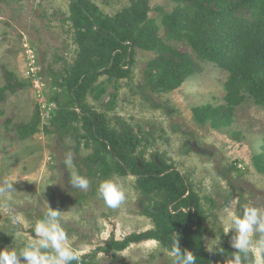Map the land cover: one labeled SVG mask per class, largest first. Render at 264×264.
Returning a JSON list of instances; mask_svg holds the SVG:
<instances>
[{"label":"rangeland","instance_id":"374dc122","mask_svg":"<svg viewBox=\"0 0 264 264\" xmlns=\"http://www.w3.org/2000/svg\"><path fill=\"white\" fill-rule=\"evenodd\" d=\"M248 2L0 0V180H17L16 191L0 193V250L34 238L47 201L68 217V243L82 264H171L170 247L156 239L104 249L155 228V194L144 195L129 171L101 175L118 158L88 140L87 106L123 138L126 159L156 158L181 172L199 199L204 247L221 238L225 251L208 252L225 262L235 249L222 210L233 200L238 214L241 204L264 209V173L255 165L264 151V103L242 63L253 33ZM222 23L224 48L190 42L196 31L216 36ZM111 26L130 38L119 39ZM174 51L189 57L192 73H175ZM68 151L77 154L72 170L90 180L87 191L68 183ZM104 179L124 187L127 199L117 209L96 195ZM12 216L20 223L13 226Z\"/></svg>","mask_w":264,"mask_h":264},{"label":"trees","instance_id":"16d2710c","mask_svg":"<svg viewBox=\"0 0 264 264\" xmlns=\"http://www.w3.org/2000/svg\"><path fill=\"white\" fill-rule=\"evenodd\" d=\"M248 1L253 14L250 21V30L253 33L248 36L249 41L242 55V63L246 68V83L251 89L262 94L259 100L264 103V0ZM201 20L204 21V19ZM134 21L135 19L131 20V22ZM209 24H212L210 18ZM89 25L92 24L89 22ZM110 29L112 33L118 35L119 39L123 38V33H125L124 38H130L126 36L127 32L121 34L115 26H111ZM226 29L222 23V29L218 30L216 36L214 34L206 36L196 31L189 40L195 48L216 51L227 46L229 42ZM174 55L180 60L175 64V67H172L178 76L183 77L193 72L192 62L187 55L176 51H174ZM111 71L115 74L114 68ZM177 71H181V73ZM123 75L124 73H120V76ZM81 110L86 117L85 128L88 140L101 144L106 149L110 148L112 156L118 158L115 169L109 165L101 175L108 177L113 170L123 174L129 171L138 176V186L143 190L144 195L155 194L153 195L155 197L154 205L150 213L155 228L141 233H131L122 240L112 241L104 249L107 251L124 250L134 242L149 239L159 240L170 247L173 236L177 233L181 250L193 251L197 258L196 264H224L223 260L210 254L204 247L201 220L197 212L199 199L181 172L167 164L166 161L156 158L151 161H143L141 164L136 160L126 159L127 156L121 151L123 138L109 129L97 113H89L87 106H82ZM255 165L259 171L264 173V151L256 157ZM170 207L171 212L169 211ZM82 262L84 263L83 260Z\"/></svg>","mask_w":264,"mask_h":264},{"label":"clouds","instance_id":"9594fccd","mask_svg":"<svg viewBox=\"0 0 264 264\" xmlns=\"http://www.w3.org/2000/svg\"><path fill=\"white\" fill-rule=\"evenodd\" d=\"M76 155L72 151L64 155L63 163L70 172L68 183L74 189L87 191L90 187L89 178L72 170ZM16 181L10 177L0 180V193L16 191L13 187ZM96 195L112 209L119 208L127 199L123 185L112 179L100 181L96 188ZM46 204L47 210L33 226L34 238L28 237L19 249L5 247L0 250V264H74V262L82 264L80 252L68 243L69 235L64 227L68 217L65 212L53 209L47 201ZM236 206L237 202L233 200L230 206L222 210L223 215L220 217L223 233L225 235L230 231L233 233L230 243L235 249L228 255L224 264H264V209L250 204H241L238 214L234 211ZM169 211L171 212V207ZM19 223V216L11 217L13 226ZM13 237L14 240L18 239L19 233H14ZM212 241V246L207 244L209 252L218 250L223 253L225 251L220 247L221 238H215ZM166 251L171 264H196L197 262L193 251L181 250L177 233L174 234L171 246Z\"/></svg>","mask_w":264,"mask_h":264}]
</instances>
